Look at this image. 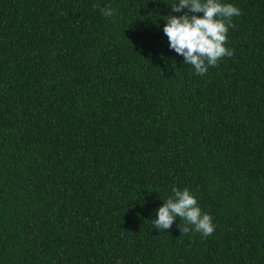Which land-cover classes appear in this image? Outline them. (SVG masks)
Segmentation results:
<instances>
[{"label":"trees","instance_id":"obj_1","mask_svg":"<svg viewBox=\"0 0 264 264\" xmlns=\"http://www.w3.org/2000/svg\"><path fill=\"white\" fill-rule=\"evenodd\" d=\"M220 2L234 55L197 75L178 0H0V264H264V0ZM173 187L212 235L154 228Z\"/></svg>","mask_w":264,"mask_h":264},{"label":"clouds","instance_id":"obj_2","mask_svg":"<svg viewBox=\"0 0 264 264\" xmlns=\"http://www.w3.org/2000/svg\"><path fill=\"white\" fill-rule=\"evenodd\" d=\"M170 8L174 13L183 12V15L167 16L163 33L169 48L182 56L184 63L191 65L197 75H205L208 68L218 66L222 58L234 55V51L225 45L228 43L229 28L235 27L233 17L241 15L238 7L220 0H178ZM101 11L107 18L116 15L110 6ZM197 13L203 15L198 16ZM163 201V206L156 212L157 219L152 221L155 229H171L179 218L188 225L180 226L182 235L193 230L204 237L214 233L213 218L202 212L196 196L188 188L181 190L173 187L172 195Z\"/></svg>","mask_w":264,"mask_h":264}]
</instances>
